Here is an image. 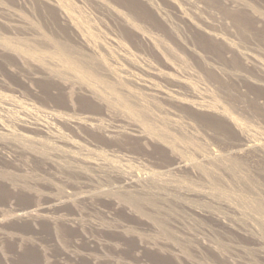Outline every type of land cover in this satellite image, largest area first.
Masks as SVG:
<instances>
[{"label": "rangeland", "instance_id": "374dc122", "mask_svg": "<svg viewBox=\"0 0 264 264\" xmlns=\"http://www.w3.org/2000/svg\"><path fill=\"white\" fill-rule=\"evenodd\" d=\"M0 122V264H264V0H0Z\"/></svg>", "mask_w": 264, "mask_h": 264}, {"label": "bare ground", "instance_id": "6f19581e", "mask_svg": "<svg viewBox=\"0 0 264 264\" xmlns=\"http://www.w3.org/2000/svg\"><path fill=\"white\" fill-rule=\"evenodd\" d=\"M192 25H196L195 23H192ZM24 111V110H23ZM51 116L54 118V120H61L60 119V115H58L57 113H53L51 114ZM79 119V118H78ZM76 119V120H78ZM70 121V120H69ZM97 119L96 118H93V117H85V118H82L80 119L78 122L80 124H84V125H88L92 128H96L97 127V123H96ZM66 122V120H65ZM73 122H76V121H73ZM26 123V122H25ZM77 123V122H76ZM75 123V124H76ZM37 124V123H36ZM66 124V123H65ZM27 125V124H25ZM24 125V126H25ZM34 125V124H33ZM40 125V124H39ZM39 125H34V126H31L28 128L29 131H33V132H38L40 130H42L44 133H47V127L46 126H43V127H39ZM69 125V124H68ZM79 125V124H78ZM77 125V126H78ZM28 126V125H27ZM71 126V125H70ZM74 126V125H73ZM18 127V126H17ZM15 128V127H14ZM100 129V128H99ZM49 131V130H48ZM116 131V130H115ZM32 132V134H33ZM41 132V131H40ZM114 132V131H112ZM35 134V133H34ZM15 135V133L13 132V130L10 128L9 125L7 124H4V123H1L0 122V137L2 138L0 140V146H3V147H15V141L13 139V136ZM251 148V147H250ZM242 149V148H241ZM246 151V150H245ZM240 152V151H239ZM231 155V154H230ZM178 166L174 167V168H177ZM33 211L35 210H27V211H21L19 213H17L18 216L22 217V218H34V216H36V214L34 215ZM37 213V212H36ZM42 213V212H41ZM14 217H15V213H14ZM17 217V216H16ZM32 218V219H33ZM2 220V219H1Z\"/></svg>", "mask_w": 264, "mask_h": 264}]
</instances>
